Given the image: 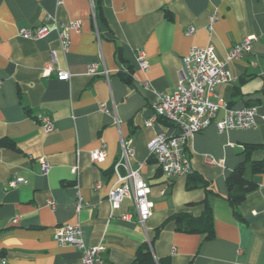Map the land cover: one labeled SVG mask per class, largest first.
Segmentation results:
<instances>
[{"label":"crops","instance_id":"0c3cea01","mask_svg":"<svg viewBox=\"0 0 264 264\" xmlns=\"http://www.w3.org/2000/svg\"><path fill=\"white\" fill-rule=\"evenodd\" d=\"M60 1L0 0V139L16 148L0 147L4 264H79L78 250L52 239L62 225H78L88 246H105L106 264H132L144 245L152 264H264V172L252 174L246 163L244 175L256 189L236 207L239 218L225 200L226 179L245 162L247 146H257L250 161L264 162V0H100L101 18L95 11L99 0ZM212 12L217 19L209 30ZM46 16L80 24L66 53L55 33L41 40L20 37L21 28L39 26ZM188 28L194 29L191 35ZM249 36L255 37L251 51L226 65L231 81L218 86L215 95L231 109L255 106V128L218 133L211 124L193 135L186 144L191 173L167 186L148 144L156 135L176 137L180 130L160 118L145 126L154 115L155 94L174 91L191 48L212 46L224 61ZM139 50L148 61L145 71L137 66ZM50 51L56 52L55 68L69 73L68 81H58L54 73L42 76ZM91 64L106 74L89 76ZM129 72L132 81L126 84L121 75ZM102 103L112 112L103 113ZM222 116L219 112L216 120ZM40 117L52 120L50 134L41 130ZM121 140L133 149L131 168L139 169L150 188L152 215L143 227L131 202L112 212L106 199L116 182L112 168ZM102 142L106 157L93 163L89 154ZM40 158L50 166L46 175L40 174ZM16 177L25 184L10 188ZM78 195L83 207L76 212ZM205 200L210 239L202 228ZM123 214L132 218L121 220Z\"/></svg>","mask_w":264,"mask_h":264},{"label":"built area","instance_id":"2783aa9c","mask_svg":"<svg viewBox=\"0 0 264 264\" xmlns=\"http://www.w3.org/2000/svg\"><path fill=\"white\" fill-rule=\"evenodd\" d=\"M56 1L58 4L61 2L60 0ZM93 12L94 6L92 4ZM216 19V13L212 12L208 23L209 30L212 29ZM79 29L80 24L78 22L60 24L53 17L46 16L43 24L34 28H21L19 35L28 40H41L50 33H55L60 50L66 53L70 44V34L78 32ZM193 32V28H188L186 35H191ZM254 41V36L244 38L227 53L224 61L217 57L212 46L191 48L181 61L178 82L174 91L169 94H155L150 105L154 115L153 118L145 122V126L151 127L155 118H160L180 130L176 137H167L164 134L156 135L148 144L149 156L157 164L167 186L171 185L173 178L191 173L186 144L193 135L211 124L215 126L218 133L255 128L257 116L255 106L231 109L227 107L222 98L215 95V89L218 86L228 84L231 81V75L226 65L241 55L249 53ZM136 62L141 71L148 68L145 53L141 50L136 54ZM55 64L56 52L50 51V63L42 69V76L49 77L54 73L58 81H68L69 73L55 68ZM87 74L97 76L105 75L106 72H98L96 64H91ZM144 87H147L146 84ZM99 107L105 114H109L113 110L104 103L100 104ZM219 112H222L223 116L220 120H216ZM38 123L45 134H50L54 130L53 122L48 117H40ZM89 155L93 163L103 162L106 157L105 144L102 142L99 148L90 152ZM133 157L132 147L121 140L120 154L112 168L116 182L109 189L106 199L112 212L119 210L124 201L131 202L135 210V220L143 227L152 215V202L149 198L148 183L141 176L139 169H132L130 166ZM208 162L211 161L208 160ZM38 167L41 175H46L50 169L48 162L43 158L38 160ZM121 170L123 174L120 172ZM77 171V166L72 168L73 174L77 175ZM21 184H25L24 179L16 177L10 180L9 187L16 188ZM95 188L99 189L100 184H96ZM48 206L52 210L55 208L52 201H48ZM82 207V198L78 195L75 204L76 212H79ZM131 218L132 215L130 214L121 216V220L124 221ZM52 239L59 246H70L78 250L80 252L79 264H106L103 258L106 247L103 245L88 246L78 225L56 227L52 233ZM0 263L4 264L2 258H0Z\"/></svg>","mask_w":264,"mask_h":264},{"label":"trees","instance_id":"16d2710c","mask_svg":"<svg viewBox=\"0 0 264 264\" xmlns=\"http://www.w3.org/2000/svg\"><path fill=\"white\" fill-rule=\"evenodd\" d=\"M95 11L97 12L96 16L101 18V7H100V0L97 2L95 6ZM121 78L126 84H130L132 81L131 73H127L126 75H121ZM167 122V121H166ZM0 147L1 148H9V149H16L13 142L10 140L3 138L0 139ZM257 146H247L245 151V162L240 163L227 177L226 179V187L228 194L225 197V200L233 209V213L236 218H239V215L236 212V207L240 205L245 197L253 192L256 189V184L251 180L247 179L244 175L245 172V165L249 163L250 171L252 174H260L264 172V162L263 161H250V153L253 149ZM194 182L195 180L190 178V182ZM200 183V186L205 190L206 193H210L207 188V184L203 181H197ZM190 184L188 183V188H195L198 187V184ZM205 207V215L203 217V229L206 232V236L208 239L211 238L212 230H211V211L210 208L207 206V201H203ZM132 264H152V254L150 251V247L147 245L142 246L138 251L136 258ZM157 264H170L167 261H158Z\"/></svg>","mask_w":264,"mask_h":264}]
</instances>
